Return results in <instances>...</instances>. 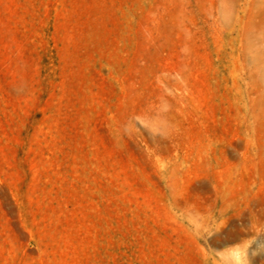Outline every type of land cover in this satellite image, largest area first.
I'll return each instance as SVG.
<instances>
[{
  "label": "rangeland",
  "instance_id": "1",
  "mask_svg": "<svg viewBox=\"0 0 264 264\" xmlns=\"http://www.w3.org/2000/svg\"><path fill=\"white\" fill-rule=\"evenodd\" d=\"M0 264H264V0H0Z\"/></svg>",
  "mask_w": 264,
  "mask_h": 264
}]
</instances>
